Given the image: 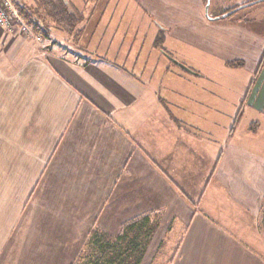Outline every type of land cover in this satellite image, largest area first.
Segmentation results:
<instances>
[{
  "label": "crops",
  "instance_id": "obj_1",
  "mask_svg": "<svg viewBox=\"0 0 264 264\" xmlns=\"http://www.w3.org/2000/svg\"><path fill=\"white\" fill-rule=\"evenodd\" d=\"M70 1L78 42L0 26V264H72L92 228L116 235L148 213L145 254L179 236L167 264H264V61L224 59L254 16H199V0ZM173 43L216 61L188 66ZM218 62L252 75L250 89L204 87Z\"/></svg>",
  "mask_w": 264,
  "mask_h": 264
},
{
  "label": "rangeland",
  "instance_id": "obj_2",
  "mask_svg": "<svg viewBox=\"0 0 264 264\" xmlns=\"http://www.w3.org/2000/svg\"><path fill=\"white\" fill-rule=\"evenodd\" d=\"M68 1L71 2L70 0ZM102 1L103 0H96V1L94 0L93 4L96 6H99L98 4L99 3L101 4ZM252 1L253 0H199V16L201 12L203 13L206 10H207V15L209 14L211 17L221 16L225 12H228L242 4L251 3ZM76 2H77L76 5L79 7V9L82 10L84 8L83 4L85 3L78 2V0H76ZM12 3L16 8H18L21 5L33 7L32 0H12ZM89 3H91V1ZM141 4H143L144 6H148L147 0H142ZM119 8L120 7H118V9ZM185 10H188V9L185 8ZM192 12H194V10H192ZM249 14L253 15L255 18L257 15L260 16L261 14H264V1L251 4V5H247L241 9H238L235 13L229 15L228 17L232 16L233 19L235 18L237 19V18L249 17ZM254 17H253V20H254L253 25L259 32L253 29L252 34L250 36L246 34L244 38L242 39V42L240 40H236V43L234 46L236 47L235 48L236 52H239L238 56L236 55V57H231L235 55L232 54L230 56L231 52L229 51L228 56L230 57H224V59L226 60L227 58L229 59L237 58L240 61H242L246 67L252 68V69H255L256 66L258 65L259 61L261 60V56L264 50V20H263L264 15L261 17V21L258 19H255ZM24 21L31 28V25L28 24L25 19ZM41 24L49 25V27L46 28L47 29L46 35L48 33L51 34L52 33L51 29L56 28L53 25H51V23H49L48 20H45ZM79 25H81V21L77 24L76 26L77 28L73 34L70 35V34L65 33L66 37L70 38L71 40H75L76 42H78L81 38H83L82 37L83 34L81 33H83L84 26H79ZM258 27H260V30H258ZM10 33H19V30L15 28ZM34 33L37 35L39 34L36 32ZM39 35L41 36L42 34H39ZM200 35L202 37H206L203 34H200ZM53 38L55 37L53 36ZM200 41L203 42L204 40L200 39ZM36 42L42 43L43 41L41 39V41H36ZM45 44H49V42L46 41ZM173 45L175 46L174 49H172L173 51H171L173 56L177 58L178 60H180V62H184L188 66H192L198 69L200 67L199 66L200 62L204 63V61H216V59L212 55L210 57L207 53L204 54L202 51L197 50L195 48H191L190 46H186V45L182 46L183 44H181L180 46L179 44H174V43ZM238 48H239V51H237ZM222 56H225V55H222ZM236 62L238 63V61ZM218 64L219 66L215 69L216 70L215 73L219 76H222V78L219 81H216L217 83H204V87L211 86V89H214V91H229L233 88L236 91H238L239 89H243V91H246V90L248 91L250 89V84L252 83V80H251L252 75L248 74L249 77H247V73H245L244 70H241V68H239L238 66H233V67L225 66V64L222 62H218ZM176 232L177 231L175 232L168 231L167 235L163 237V239L161 240V242L159 243V245L154 251L153 249L150 248L148 249V251H146V254L145 253L143 254V256L145 255L146 257L144 258L142 257V260H141L142 262H140V264H167L172 254L174 253V247L176 245V240L179 237Z\"/></svg>",
  "mask_w": 264,
  "mask_h": 264
},
{
  "label": "trees",
  "instance_id": "obj_3",
  "mask_svg": "<svg viewBox=\"0 0 264 264\" xmlns=\"http://www.w3.org/2000/svg\"><path fill=\"white\" fill-rule=\"evenodd\" d=\"M262 1L264 0H253L251 3ZM32 2L33 7L21 5L17 9L31 25L32 30L43 36H47L46 28L49 27L47 24H41L45 20L71 35L82 19L78 10L68 0H32ZM243 5L245 4L240 6L243 8L245 7ZM162 37L163 35L159 34L156 42L161 43ZM263 61L264 54L260 62ZM156 217L155 213H148L131 219L119 228L116 235H107L97 228H92L72 264H140L153 235Z\"/></svg>",
  "mask_w": 264,
  "mask_h": 264
},
{
  "label": "built area",
  "instance_id": "obj_4",
  "mask_svg": "<svg viewBox=\"0 0 264 264\" xmlns=\"http://www.w3.org/2000/svg\"><path fill=\"white\" fill-rule=\"evenodd\" d=\"M0 26L8 32L16 28L20 34L31 36L35 41H41L42 39V36L35 34L25 23L12 0H0Z\"/></svg>",
  "mask_w": 264,
  "mask_h": 264
},
{
  "label": "water",
  "instance_id": "obj_5",
  "mask_svg": "<svg viewBox=\"0 0 264 264\" xmlns=\"http://www.w3.org/2000/svg\"><path fill=\"white\" fill-rule=\"evenodd\" d=\"M249 4H252V3H247V4H245V5H243V6H247V5H249ZM242 8V6H239V7H237V8H235V9H232V10H230V11H228V12H225L224 14H222L221 15V17H226V16H229V15H231L232 13H234V11H236L237 9H241ZM205 12H207V10L205 11ZM180 67H182V68H184V69H188L186 66H184L183 64H181V63H179V62H177V61H175Z\"/></svg>",
  "mask_w": 264,
  "mask_h": 264
}]
</instances>
